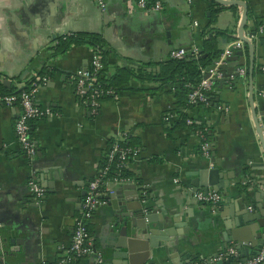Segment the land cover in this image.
<instances>
[{
  "label": "crops",
  "instance_id": "crops-1",
  "mask_svg": "<svg viewBox=\"0 0 264 264\" xmlns=\"http://www.w3.org/2000/svg\"><path fill=\"white\" fill-rule=\"evenodd\" d=\"M160 1L155 10L136 0H105L103 8L94 0H0V95L37 74L42 80L35 101L49 108L32 121L36 153L27 157L14 129L19 106L0 102V264H61L88 182L113 140L138 151L126 166L131 181L108 179L105 202L86 220L103 264L117 251L118 216L137 210L151 213L158 243L149 246L148 257L139 252L144 244L136 243V263L144 257L143 264H201L229 246L236 252L213 264L253 254L264 229V149L252 114L254 107L264 137V31L252 41V99L245 42L238 58L245 74L231 73L221 86L216 81L213 102L189 109L194 122L207 127L209 157L201 154L191 124H176L175 83L123 75L119 89L94 112L75 95L69 75L89 65L94 49L108 76L123 66L157 72L172 48H200L202 32L215 35L222 52L237 38L239 4ZM245 1L244 32L250 33L264 27V0ZM71 32L97 34L101 45L76 43L56 52V39ZM211 168L216 183L207 189L220 194L216 204L194 195L203 190L200 172ZM31 179L45 189L40 202L28 187ZM68 264H93V254Z\"/></svg>",
  "mask_w": 264,
  "mask_h": 264
},
{
  "label": "built area",
  "instance_id": "built-area-1",
  "mask_svg": "<svg viewBox=\"0 0 264 264\" xmlns=\"http://www.w3.org/2000/svg\"><path fill=\"white\" fill-rule=\"evenodd\" d=\"M100 7H104L105 0H94ZM190 2L191 0H186ZM139 7L144 9H159L161 7L160 0H136ZM264 31L262 25H258L254 31L245 33L249 41H253L258 33ZM245 41L239 37L230 41L224 48L220 56L213 61L211 65L206 68L205 75L193 87L188 94V101L193 105L201 103L202 105L210 104L209 93L213 89L216 78L221 76L220 65L225 62V56L230 54L233 50L243 48ZM199 47L192 45L190 48L177 47L170 50L171 57L181 58L186 55L198 56ZM104 63L97 49L91 55L90 63L88 66L78 69L76 72L70 74V78L74 82V91L78 102L82 105L88 106L92 112L98 109L101 102L99 95L103 92L101 85L95 80V73L103 67ZM238 75L245 74V67L238 65L235 69ZM234 73L231 74V76ZM40 80L37 74L32 77V80L27 87L20 89L18 92L5 93L0 95V102L5 105L12 106L17 104L19 106V114L15 121V133L17 141L19 142L24 154L27 157H33L36 153V144L30 134L31 123L34 119L40 117L44 113L49 112L48 107H40L35 101V95ZM44 80V77H43ZM106 92H113L111 88L105 90ZM104 91V92H105ZM193 118L187 117L186 123L192 124ZM200 137V151L201 154L210 156V140L206 136L203 129L195 130ZM138 151L135 145H122L118 140L111 141L104 152V157L97 168L96 175L88 182L85 196L81 203L80 215L76 217L75 226L72 233L71 243L67 249V253L60 259L61 264L69 263L73 258H81L83 256L93 254V264H103V256L99 251L92 248V236L88 231L86 220L90 216L92 210L99 204L105 202L103 196L106 193L105 184L108 179L118 180L122 182H130V176H122L117 173L108 176V171L113 166L118 172L125 168L128 164L130 155H134ZM28 187L33 193L36 202H40L44 195V187L35 180L28 181ZM144 192V191H143ZM144 194V193H143ZM194 195L197 199L203 202H210L216 204L220 201L221 196L215 190H196ZM145 197L142 195V200ZM236 249L229 246L227 249L220 251L216 256L202 261L201 264H213L217 259L234 254ZM44 264V263H41ZM241 264H264V242L261 249L251 255Z\"/></svg>",
  "mask_w": 264,
  "mask_h": 264
},
{
  "label": "trees",
  "instance_id": "trees-1",
  "mask_svg": "<svg viewBox=\"0 0 264 264\" xmlns=\"http://www.w3.org/2000/svg\"><path fill=\"white\" fill-rule=\"evenodd\" d=\"M201 35L203 39L199 48L200 53L198 56L195 57L192 55H186L181 58L170 56L167 61L161 64V68L157 72H150L141 69V67L143 66L137 67L136 69H134L133 66H123L118 67L116 72L112 75L106 76L104 74L103 65V67L95 73V80L101 85V88L103 89V92L99 95L98 98L102 100V98L106 97L107 95H111V92L109 93L105 91L108 88H111L113 92L118 90L120 87L119 85L124 80V78L122 77L123 75L126 79H128V77L132 75H135L139 79L150 78L154 80H162L163 82H172L175 83V105L172 110L179 114L178 121L176 122V124H182L184 122L186 123V118L190 116L189 109L193 106V104L188 101L189 92L204 76L203 69L211 65L213 61L222 53V49L218 47L215 42V35H208L204 32H202ZM83 42H87L92 46L101 45V38L97 34L71 32L68 34L61 35L56 39L54 50L56 52H61L68 48L71 44ZM39 73H44V70H40ZM31 80L32 79L26 80V84L20 89L27 87ZM20 89L11 88L6 91H3L2 94L18 92L20 91ZM208 93L210 94L211 102H213V96H211V91ZM198 105L202 104L199 103ZM191 126L194 130L203 129L205 134L207 133V127L202 122L193 121ZM120 143L122 145H131L122 142ZM117 173H120L122 176H129V172L126 167L122 168L118 172L113 166L108 171V176H112ZM73 259L77 260L78 258ZM73 259L71 261H73Z\"/></svg>",
  "mask_w": 264,
  "mask_h": 264
},
{
  "label": "water",
  "instance_id": "water-1",
  "mask_svg": "<svg viewBox=\"0 0 264 264\" xmlns=\"http://www.w3.org/2000/svg\"><path fill=\"white\" fill-rule=\"evenodd\" d=\"M222 4H239L242 6V13L240 17V21L238 24L237 29V37L243 39L246 44L248 45L249 52H250V63H249V98L252 99V72H253V58H254V46L251 41L247 39V37L244 35V28L245 23L247 19V3L245 0H216ZM242 48L233 50L230 54L225 56V63H222L220 65V70H222L221 76L216 78V81H219L218 85L221 86L222 82L230 76L231 73H234L235 75H238L235 71L236 67L238 65H242L243 62L238 60L242 54ZM226 67V68H224ZM252 114L253 119L256 125L258 136L261 140L262 147L264 149V137H263V130L262 127L259 124V121L256 116V112L254 110V107L252 108ZM212 155H214V151L211 152ZM214 160V157L212 158ZM213 171H216V168L207 169L206 171L203 170L200 172V179L201 182H203V190L207 191L208 185H212L216 183L213 181L215 177H213ZM213 188H215L213 186ZM251 207H255V205H251ZM128 214H121L118 216V221L114 223V237H116V248L117 251H112L109 255V257L104 261V264H143L144 259L141 257L139 259L138 263L135 262V257H138V253L136 252V249H134V246L136 243H143L144 248L141 249V254L148 257L150 253V245L154 246L158 242L154 241V237L156 231L155 228L156 225L152 220L151 213H148L144 210H137L135 213L130 212ZM159 225V224H158ZM235 231V230H234ZM149 232L152 233V235L149 234ZM261 239L256 243L252 248L253 254L257 253L264 242V229L262 232ZM239 248H242L243 246L238 245ZM237 247V248H238ZM252 254V255H253ZM251 256V255H250ZM249 255H243L242 257L235 256L233 258V261H231V264H239L246 261L247 258L250 257ZM143 260V261H142ZM223 260H218L216 264H222ZM229 261V260H228ZM145 262V261H144ZM182 264H190L189 263H182Z\"/></svg>",
  "mask_w": 264,
  "mask_h": 264
}]
</instances>
